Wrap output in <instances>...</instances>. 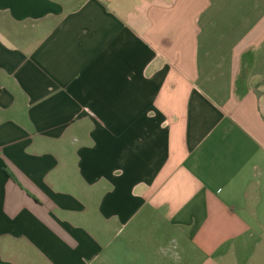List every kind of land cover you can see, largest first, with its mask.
Segmentation results:
<instances>
[{"label": "crops", "instance_id": "1", "mask_svg": "<svg viewBox=\"0 0 264 264\" xmlns=\"http://www.w3.org/2000/svg\"><path fill=\"white\" fill-rule=\"evenodd\" d=\"M262 233L264 0H0V264H264Z\"/></svg>", "mask_w": 264, "mask_h": 264}, {"label": "rangeland", "instance_id": "2", "mask_svg": "<svg viewBox=\"0 0 264 264\" xmlns=\"http://www.w3.org/2000/svg\"><path fill=\"white\" fill-rule=\"evenodd\" d=\"M262 234H264V233H262ZM253 239H254L253 242H251L252 246H250V248H249V252H251L252 256H250V255H248V256L252 257V258H256V256H257L256 252L257 251L261 250V252L264 253V238H262L263 240H259V242H257L258 241V237H255ZM254 243H257L256 247H255ZM257 246H258V248H257ZM262 257H264V256H262Z\"/></svg>", "mask_w": 264, "mask_h": 264}, {"label": "built area", "instance_id": "3", "mask_svg": "<svg viewBox=\"0 0 264 264\" xmlns=\"http://www.w3.org/2000/svg\"><path fill=\"white\" fill-rule=\"evenodd\" d=\"M91 116L96 117V115L93 112H89Z\"/></svg>", "mask_w": 264, "mask_h": 264}]
</instances>
